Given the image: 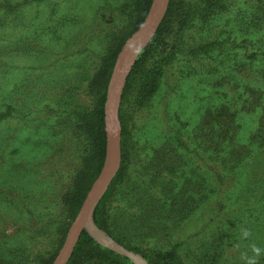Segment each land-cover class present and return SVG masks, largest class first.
Listing matches in <instances>:
<instances>
[{
    "label": "rangeland",
    "instance_id": "obj_1",
    "mask_svg": "<svg viewBox=\"0 0 264 264\" xmlns=\"http://www.w3.org/2000/svg\"><path fill=\"white\" fill-rule=\"evenodd\" d=\"M6 1L0 112L9 116L0 124V230L10 234L20 224L27 230L0 234V264H53L76 219L62 241L60 175L71 173L77 159L62 148L56 124L75 104L92 106L95 89L87 85L110 37L121 38L122 49L136 32L132 0ZM185 6L191 14L173 19L165 45L146 66L162 69L156 93L141 107L136 89L121 92L126 173L108 212L114 235L132 249L108 236L147 264L141 253L169 249L184 259L232 264L242 253L251 256L253 243L264 249V0H185ZM220 110L236 125L232 138L214 130L210 114ZM230 153L243 158L234 172L233 163L223 164ZM50 164L62 172L46 177ZM242 228L251 230L250 239H238Z\"/></svg>",
    "mask_w": 264,
    "mask_h": 264
},
{
    "label": "trees",
    "instance_id": "obj_2",
    "mask_svg": "<svg viewBox=\"0 0 264 264\" xmlns=\"http://www.w3.org/2000/svg\"><path fill=\"white\" fill-rule=\"evenodd\" d=\"M152 2L153 0H132L133 21L131 32L136 31L141 26L150 10ZM6 8H11V5L5 0L0 3V10ZM198 8L200 10L204 9L199 4ZM178 14H182L180 16L182 18H188L191 14V9L185 6V0H169L160 26L138 54L126 76L122 94L124 96L131 91L134 92L136 89L138 100L142 103L141 107L147 104L158 90L162 73L161 68H158L156 71L151 68L150 71L146 69V66H149V60L151 59L152 61V57L158 49L163 48L165 45L164 31ZM110 39H112L111 44L106 53L101 57L100 63L87 85L88 88L95 89L92 106L83 107L75 104L71 112L62 119L61 123L58 122L56 124V127L59 129L60 142L63 144L62 148L67 145L72 150L70 156H74L77 159V163L71 173L66 176L60 175L61 187L57 197L59 196L60 217L62 215L59 230L62 241L70 221L77 217L90 188L100 175L107 159L106 88L117 54L124 42L123 40L121 41V38L110 37ZM92 89L90 90L92 91ZM8 112V110L0 112V124L7 119L9 116ZM221 112L223 111L220 110L218 115L210 114L213 120L216 121L214 130L219 131V136L223 137V139L232 138L235 136L234 127L236 125L232 119L222 115ZM119 118L122 136H124L126 131L123 125L124 119L120 112ZM241 155L236 159V155L230 153L231 157H229V160L225 159L223 161L224 166L230 167L233 163L234 165L230 167L233 170L234 166L243 162ZM124 161L125 155L122 153L121 164L117 172L94 207L93 222L100 231L113 237L125 247L132 249L114 235V229L112 228L108 212V204L117 193L118 186L126 173ZM50 165L42 171L46 177L50 176L53 172H62L63 170V168L57 169L53 165ZM248 194V197L255 198L258 196L257 193ZM34 228L36 230L40 228L43 231V227L41 226ZM26 230V226L20 224L15 225L10 234H7L5 230H0V234L10 236L23 233ZM141 255L149 264H207V260H194L193 258H185V260L176 249L141 253ZM87 258L90 259L86 262L90 261L92 264H134L129 258L99 243L86 228H83L65 264H81ZM235 261L232 264H245V261L241 257ZM44 264L50 263L46 261ZM258 264H264V255L259 258Z\"/></svg>",
    "mask_w": 264,
    "mask_h": 264
},
{
    "label": "water",
    "instance_id": "obj_3",
    "mask_svg": "<svg viewBox=\"0 0 264 264\" xmlns=\"http://www.w3.org/2000/svg\"><path fill=\"white\" fill-rule=\"evenodd\" d=\"M168 3L169 0H153L145 20L143 21L141 26L136 30L133 37L129 40L127 44H125V46L121 49V51L116 57L106 95V115L110 118L111 122L114 125L115 134L113 140L108 135L107 159L105 161L103 169L94 184L92 185L89 191V196L83 202L75 221L70 226L68 233L65 237V241L53 264H65L68 260L72 248L83 228L82 226L85 215L87 216L89 224L88 231L99 243L111 248L117 253L127 256L136 264H147L144 259H142L140 256L134 254L124 246L114 241L108 235L100 231L93 222L92 213L102 193L107 188L108 184L117 172L120 165V122L118 118V108L125 80V74L123 73H126L128 63L132 59H135L141 48L149 41L154 32L157 30L165 15ZM156 9L157 15H153ZM152 17L155 18L153 19ZM113 143L115 150L114 163L112 168L107 171L109 151L111 144Z\"/></svg>",
    "mask_w": 264,
    "mask_h": 264
},
{
    "label": "clouds",
    "instance_id": "obj_4",
    "mask_svg": "<svg viewBox=\"0 0 264 264\" xmlns=\"http://www.w3.org/2000/svg\"><path fill=\"white\" fill-rule=\"evenodd\" d=\"M252 236V232L248 228H242L240 230V234L238 239L243 241V240H248ZM250 250L252 255L249 256L247 252L241 254V259L245 261V264H258V260L261 257L262 254H264V249L260 248L256 244H251Z\"/></svg>",
    "mask_w": 264,
    "mask_h": 264
},
{
    "label": "bare ground",
    "instance_id": "obj_5",
    "mask_svg": "<svg viewBox=\"0 0 264 264\" xmlns=\"http://www.w3.org/2000/svg\"><path fill=\"white\" fill-rule=\"evenodd\" d=\"M121 73H123V72H121ZM113 149H114V143L111 144V147H110L109 157H108V163H107V171H109L112 168L113 163H114V158H113V153L114 152H113ZM86 224H88V220H87V216L85 215L84 221H83V225H86Z\"/></svg>",
    "mask_w": 264,
    "mask_h": 264
}]
</instances>
